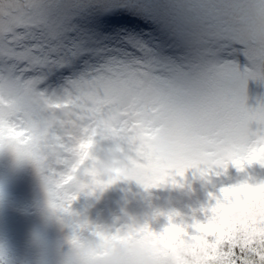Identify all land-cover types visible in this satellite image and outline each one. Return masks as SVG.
Listing matches in <instances>:
<instances>
[{
    "label": "rangeland",
    "instance_id": "1",
    "mask_svg": "<svg viewBox=\"0 0 264 264\" xmlns=\"http://www.w3.org/2000/svg\"><path fill=\"white\" fill-rule=\"evenodd\" d=\"M88 3L96 6L93 14L107 10L105 0ZM182 3L121 0L119 8L126 4L141 12L152 5L169 13ZM245 8L247 19L232 16L234 24L264 26L259 0H248ZM219 74L214 65L197 73L199 110L185 135L168 146L162 141L169 120L161 97L190 90L150 63L106 61L98 71L47 94L5 76L0 82V172L8 209L0 208V231L33 235L47 264H72L65 256L80 235L99 243L88 253H76L79 264H98L114 241L140 249L146 254L141 264H152L148 243L135 234V199L146 163L156 165L165 154L172 175L186 185L205 181L199 183L204 191L230 187L243 174L240 183L257 187L264 182L259 162H245L242 169L230 163L216 175L222 154L264 159V78L256 74V81L249 80L234 97Z\"/></svg>",
    "mask_w": 264,
    "mask_h": 264
},
{
    "label": "snow or ice",
    "instance_id": "2",
    "mask_svg": "<svg viewBox=\"0 0 264 264\" xmlns=\"http://www.w3.org/2000/svg\"><path fill=\"white\" fill-rule=\"evenodd\" d=\"M247 2L184 0L174 11L161 13L152 5L136 12L126 4L119 8L121 0H105L107 10L93 14L96 6L88 0H0V82L7 76L47 94L98 71L106 61L150 63L190 90L189 95L173 91L161 97L169 120L162 141L168 146L185 135L199 110L201 69H219L217 78L234 97L256 74L264 78V26H241L230 18L247 19ZM245 162L264 164V159L222 154L216 175L230 163L242 169ZM233 253L230 264H257L258 255L264 264V254L254 249L234 248Z\"/></svg>",
    "mask_w": 264,
    "mask_h": 264
},
{
    "label": "trees",
    "instance_id": "3",
    "mask_svg": "<svg viewBox=\"0 0 264 264\" xmlns=\"http://www.w3.org/2000/svg\"><path fill=\"white\" fill-rule=\"evenodd\" d=\"M166 158L162 154L158 164L146 163L143 186L135 199V234L148 243L152 264H230L234 248L264 254V182L257 187L247 180L240 183L243 174L230 187L204 191L205 181L180 182L168 169ZM2 175L0 208L8 209ZM35 245L31 234L0 231V264H47L43 248ZM261 258L257 256V264Z\"/></svg>",
    "mask_w": 264,
    "mask_h": 264
},
{
    "label": "clouds",
    "instance_id": "4",
    "mask_svg": "<svg viewBox=\"0 0 264 264\" xmlns=\"http://www.w3.org/2000/svg\"><path fill=\"white\" fill-rule=\"evenodd\" d=\"M98 243L97 240L80 235L77 244L72 246V250L65 258L70 259L72 264H79L76 253H88ZM144 259L146 254L140 249L114 241L109 245L107 254L98 258V264H141Z\"/></svg>",
    "mask_w": 264,
    "mask_h": 264
}]
</instances>
